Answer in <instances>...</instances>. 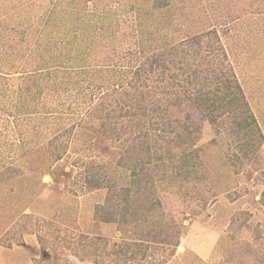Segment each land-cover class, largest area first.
Listing matches in <instances>:
<instances>
[{"label": "trees", "instance_id": "1", "mask_svg": "<svg viewBox=\"0 0 264 264\" xmlns=\"http://www.w3.org/2000/svg\"><path fill=\"white\" fill-rule=\"evenodd\" d=\"M113 1L50 0L41 11L21 2L32 23L21 25L20 76L8 79L20 93L9 114L22 119L23 134L38 136L24 154L45 153L44 175L67 156L104 168L105 174L89 171L85 178L105 192L95 218L114 223L123 235L106 264L145 254L159 236L174 250L184 232L183 224L177 231L172 217H162L163 204L202 181L206 168L201 150L182 148L196 132L173 111L177 99L193 101L211 126L224 123L240 161L256 154L263 140L216 30L177 39L180 14L172 0H129L137 4L128 12L133 27L121 31L114 9L122 4ZM12 57L0 50V64ZM89 242L71 249L78 253L82 246L100 264L107 242Z\"/></svg>", "mask_w": 264, "mask_h": 264}, {"label": "rangeland", "instance_id": "2", "mask_svg": "<svg viewBox=\"0 0 264 264\" xmlns=\"http://www.w3.org/2000/svg\"><path fill=\"white\" fill-rule=\"evenodd\" d=\"M21 2L41 11L50 0H0V50L14 54L0 68L16 72L0 69V171L5 173L0 175V264H97L82 246L79 254L71 249L96 237L107 242L100 262L106 264L112 243H122L123 235L114 223L95 218L105 192L92 189L85 178L89 171L105 174L104 168L100 163L88 168L67 156L44 175L45 153L24 154L38 136L23 134L22 119L9 114L20 93L18 84L8 79L20 76L21 25L32 23L25 17L33 14L21 11ZM118 3L122 7L115 6L114 13L119 30H130L128 12L137 4H112ZM172 6L180 14L177 39L201 28L217 31L263 140L256 154L240 161L224 123L211 126L193 101L177 99L173 111L196 132L182 148L201 150L205 178L182 187L173 199L167 196L163 204L162 217H172L177 231L179 223L184 225L176 248L159 236L158 242L148 243L145 254L141 251L119 264H264V0H172ZM102 246L96 253H103Z\"/></svg>", "mask_w": 264, "mask_h": 264}, {"label": "crops", "instance_id": "3", "mask_svg": "<svg viewBox=\"0 0 264 264\" xmlns=\"http://www.w3.org/2000/svg\"><path fill=\"white\" fill-rule=\"evenodd\" d=\"M6 260V259H5ZM5 260H4V262H5Z\"/></svg>", "mask_w": 264, "mask_h": 264}]
</instances>
